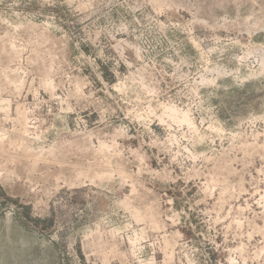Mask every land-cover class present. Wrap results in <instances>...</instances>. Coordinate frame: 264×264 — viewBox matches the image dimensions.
Returning a JSON list of instances; mask_svg holds the SVG:
<instances>
[{"label":"rangeland","instance_id":"obj_1","mask_svg":"<svg viewBox=\"0 0 264 264\" xmlns=\"http://www.w3.org/2000/svg\"><path fill=\"white\" fill-rule=\"evenodd\" d=\"M0 191V264H264V0H0Z\"/></svg>","mask_w":264,"mask_h":264},{"label":"clouds","instance_id":"obj_2","mask_svg":"<svg viewBox=\"0 0 264 264\" xmlns=\"http://www.w3.org/2000/svg\"><path fill=\"white\" fill-rule=\"evenodd\" d=\"M140 187H143V185H140ZM168 187L167 185H153L152 188L145 189V193L155 196L156 199L152 203L159 207L161 204H170L172 202V198L167 197ZM0 201L5 204L8 202L6 192L0 191Z\"/></svg>","mask_w":264,"mask_h":264},{"label":"bare ground","instance_id":"obj_3","mask_svg":"<svg viewBox=\"0 0 264 264\" xmlns=\"http://www.w3.org/2000/svg\"><path fill=\"white\" fill-rule=\"evenodd\" d=\"M169 114L172 117H175L176 119H179V121H181V122H189V123H191V120H190V118L188 117V115L186 113H182L180 116H178V115L175 114V109L174 108H169Z\"/></svg>","mask_w":264,"mask_h":264}]
</instances>
